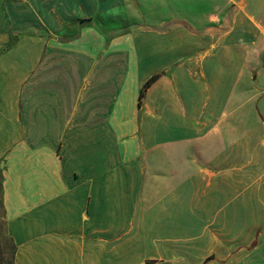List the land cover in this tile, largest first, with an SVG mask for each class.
I'll list each match as a JSON object with an SVG mask.
<instances>
[{
	"label": "crops",
	"instance_id": "crops-1",
	"mask_svg": "<svg viewBox=\"0 0 264 264\" xmlns=\"http://www.w3.org/2000/svg\"><path fill=\"white\" fill-rule=\"evenodd\" d=\"M0 264H264V0H0Z\"/></svg>",
	"mask_w": 264,
	"mask_h": 264
},
{
	"label": "rangeland",
	"instance_id": "rangeland-1",
	"mask_svg": "<svg viewBox=\"0 0 264 264\" xmlns=\"http://www.w3.org/2000/svg\"><path fill=\"white\" fill-rule=\"evenodd\" d=\"M108 17V22L111 21H118L119 24H123L124 20H123V15L122 14H113V15H107ZM107 22V25L105 23H103V21L101 22V25L99 26L98 24H96L97 28L99 31L107 34V36H112L115 35L117 33L126 31L127 28L124 27H118L116 29L111 30V28H109V23ZM115 23V22H114ZM79 31V27L77 26L76 28H69L66 29L61 35L60 38L61 39H68V38H72L75 37L78 34Z\"/></svg>",
	"mask_w": 264,
	"mask_h": 264
},
{
	"label": "trees",
	"instance_id": "trees-1",
	"mask_svg": "<svg viewBox=\"0 0 264 264\" xmlns=\"http://www.w3.org/2000/svg\"><path fill=\"white\" fill-rule=\"evenodd\" d=\"M155 77L151 78L144 86L142 92H141V97L143 96L144 91L148 88V86L151 84L152 81H154Z\"/></svg>",
	"mask_w": 264,
	"mask_h": 264
}]
</instances>
